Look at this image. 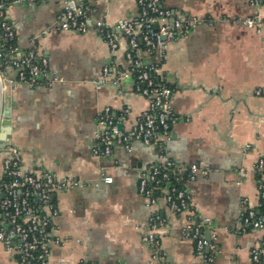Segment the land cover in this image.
<instances>
[{
    "label": "crops",
    "instance_id": "obj_1",
    "mask_svg": "<svg viewBox=\"0 0 264 264\" xmlns=\"http://www.w3.org/2000/svg\"><path fill=\"white\" fill-rule=\"evenodd\" d=\"M66 0H41L32 5H5V16L21 49L36 37L40 54L64 80L52 86L28 88L3 81V98L11 105L9 141L19 149L21 170L38 175L43 170L57 178L73 176L82 183L54 190L59 209L49 264H72L84 259L101 264H194L198 258L183 229L200 218L214 245L206 250L207 264H256L252 250L264 242V229L236 233L240 214L260 209L258 184L264 177L253 170L264 158V28L257 32L235 23L238 17L264 18L262 5L250 0H161L173 15L206 19L162 49L161 76L173 87L171 106L176 116L171 138L163 147L165 159L177 168L196 164L205 172L192 181L179 173V185L189 197L188 210L173 213L162 199L156 209L163 220L157 236L158 256L141 240L154 211L138 192L141 172L159 160L155 145L133 141L127 150L117 144L105 156L92 153L95 115L105 106L114 114L128 108L127 129L147 107V99L130 91L131 80L96 88L92 83L112 62L127 69L124 39L111 53L93 29L84 33L52 28ZM91 21L106 17L114 23L135 17L137 0H85ZM141 60L154 56L141 51ZM5 79L16 70L7 67ZM259 90L260 93H256ZM4 149L0 148L1 156ZM243 171L240 176L239 171ZM111 176L105 183L100 177ZM264 253V244L261 245ZM0 264H17L0 242Z\"/></svg>",
    "mask_w": 264,
    "mask_h": 264
},
{
    "label": "built area",
    "instance_id": "obj_2",
    "mask_svg": "<svg viewBox=\"0 0 264 264\" xmlns=\"http://www.w3.org/2000/svg\"><path fill=\"white\" fill-rule=\"evenodd\" d=\"M38 1L41 0H0V82L3 90L4 80L9 84L22 83L31 89L52 86L64 80L50 68L48 58L38 52L36 37L30 39V45L25 49L17 45L14 28L5 16L4 9L8 2L32 5ZM250 3L264 7V0H250ZM137 7V16L121 17L110 23L106 17L91 21L88 17L90 7L85 0H66L63 11L57 14L53 24L45 27L42 34L46 35L52 28L77 33L93 29L111 53L121 47L120 37L124 39V56L129 67L122 69L113 62L105 65L101 75L93 79L92 83L96 88L113 86L121 95V83L129 79L133 82L130 91L145 97L148 105L127 129L123 128V123L127 119L128 108L122 107L117 115L110 106L99 110L95 115L92 153L98 157L108 155L117 144L129 150L133 141L155 145L159 160L150 162L141 172L138 192L147 199L149 206L154 207L149 226L142 232L141 240L150 245L154 255L158 256L160 242L157 233L163 223L155 208L158 199L162 198L173 213L186 212L189 197L184 187L179 185L177 175L183 172L185 181H192L199 173L205 172L193 163L177 168L173 161L165 159L163 155L162 149L171 138L170 125L176 116L171 106L174 89L161 76V51L168 42L187 34L197 23L206 19L175 16L161 4V0H137ZM233 21L257 32L264 28V18L256 16L238 17ZM141 51L155 59L143 62ZM7 67L16 70L15 77L5 79L3 71ZM256 93L260 91L256 90ZM118 123L122 124V128L118 127ZM2 148L0 242L5 251L15 257L17 264H49L51 244L60 242L59 237L54 235L53 224L59 209L52 201L51 193L82 183L73 176L57 178L46 170L38 175L25 172L20 168L18 147L8 140ZM253 170L264 177V158L257 159ZM239 174L242 176L243 171L240 170ZM100 179L105 183L112 182L111 176L103 175ZM258 196L259 211L249 208L240 214L234 228L236 233L264 229V180L258 184ZM209 223L210 219L204 217L190 221L183 229L184 235L192 240L198 258L194 264H207L212 259L206 250L214 245L204 235V228ZM261 245L252 250V261L256 264H264ZM72 264L101 263L79 259Z\"/></svg>",
    "mask_w": 264,
    "mask_h": 264
},
{
    "label": "water",
    "instance_id": "obj_3",
    "mask_svg": "<svg viewBox=\"0 0 264 264\" xmlns=\"http://www.w3.org/2000/svg\"><path fill=\"white\" fill-rule=\"evenodd\" d=\"M2 84L0 82V148H2L10 138L11 133V105L7 98H3ZM118 127L122 128V124L118 123ZM205 237L209 240V231L205 232Z\"/></svg>",
    "mask_w": 264,
    "mask_h": 264
},
{
    "label": "trees",
    "instance_id": "obj_4",
    "mask_svg": "<svg viewBox=\"0 0 264 264\" xmlns=\"http://www.w3.org/2000/svg\"><path fill=\"white\" fill-rule=\"evenodd\" d=\"M171 182L174 184L175 183V181H173V180H171ZM177 185V184H176Z\"/></svg>",
    "mask_w": 264,
    "mask_h": 264
}]
</instances>
